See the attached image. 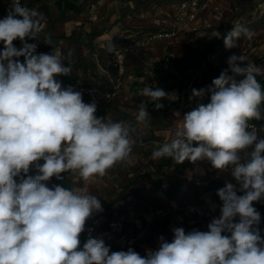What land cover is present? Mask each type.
I'll return each instance as SVG.
<instances>
[{
  "label": "clouds",
  "instance_id": "obj_1",
  "mask_svg": "<svg viewBox=\"0 0 264 264\" xmlns=\"http://www.w3.org/2000/svg\"><path fill=\"white\" fill-rule=\"evenodd\" d=\"M42 20L21 0H12L0 19V264H264L261 215L253 206L264 200V138L249 130V121L264 119V90L256 79L261 68L243 55L230 56L211 85L192 90L196 106L181 117L174 138L152 153L178 164L207 161L235 179L217 190L220 214L207 231L173 227L171 241L160 236L158 248L144 256L133 248L110 252L102 236L90 233L81 247L86 222L103 211L100 199L47 182L70 171L84 181L104 176L129 158L136 129L98 118L95 102L85 103L80 91L55 79L71 74V62L65 67L55 50L36 54L37 45L26 42L37 39ZM253 35L237 24L224 34V46L237 47L241 36ZM140 95L146 99L136 121L146 124L147 104L160 109L168 94L146 85ZM206 96L208 102H200ZM40 160L38 174L27 175Z\"/></svg>",
  "mask_w": 264,
  "mask_h": 264
},
{
  "label": "rangeland",
  "instance_id": "obj_2",
  "mask_svg": "<svg viewBox=\"0 0 264 264\" xmlns=\"http://www.w3.org/2000/svg\"><path fill=\"white\" fill-rule=\"evenodd\" d=\"M179 1L181 0H104L103 4L101 3L92 12L91 7L97 2L91 3L89 0H82L80 4L81 14L67 13L58 16L55 1L44 0L43 3L46 5H41L36 10L42 14L43 18L49 17V27L43 36L47 39H56L53 36L63 34L61 32L65 23L70 21L73 23L75 21L76 23L81 22V34H79L80 30H75L73 41L64 40L62 43L55 41L54 45L60 47L59 54L65 59L63 64L68 61L67 57L74 55L92 56L91 64H97V68L101 71L100 76H105L107 72L104 73L98 64L103 69H109L108 61L111 48L99 47L97 49L96 47L94 51L88 50L81 37L83 33H87L85 28L90 26L88 23L92 24L89 29L96 33L100 32L98 24L102 26L104 22L106 25H110L114 20L113 17L120 16L119 20L122 25L133 31L131 33L133 36L142 35L147 31H155L163 24L168 26L172 22L171 16H169L171 14L170 8ZM215 2L219 7L217 11L213 13L211 10H203L199 13V17L204 19L213 16L212 18L218 19L217 13L221 14L222 26L220 29L222 30L219 32L221 37L212 38L208 47V50L222 58L221 61L218 59L214 61L217 62L219 71L222 72L228 68L227 60L230 56L243 55L248 61L257 62V66L264 73V0H214ZM48 3H52V5ZM35 5L37 3L31 1L29 5L25 6L34 9ZM5 13L6 11L1 12V19ZM237 24L248 28L254 35L251 39L241 36L236 42L237 47L226 49L223 34ZM187 32L182 31L176 42L179 41L177 44L181 48L190 47L192 49L193 46L186 37L192 32ZM39 36H41L40 33L37 37ZM208 36L204 35L203 39L199 41L200 44L203 43L202 45H204L202 48L205 47L204 39H207ZM121 38L124 42H117L116 46L125 43V39ZM26 42L39 46L38 38L34 40L26 38ZM176 42L174 41L175 44ZM165 43L167 42L163 41L157 44H161L160 46L156 45L158 53ZM93 52L96 53V56L92 55ZM208 66L211 65L205 67L206 71H208ZM206 71H204L205 74ZM143 72L145 71L143 70ZM81 73L82 71L79 72V75L83 76ZM219 75L220 73L217 74V77ZM260 76L263 78L264 74ZM92 77L96 79L99 85H106L103 78H97V75H89L87 79ZM261 78L258 79V82L261 80L263 82ZM195 81L198 82V80ZM178 103L170 110L164 108L163 113L159 112L154 117H152V113L156 112V109L147 106L149 117L146 124L136 121L138 112L136 105H129L127 102H115L110 107L107 105V109L104 106L100 117L114 122L124 121L136 129L135 132L130 133L135 143L129 158L113 165L102 177L95 176L84 181L77 172L70 171L61 174L64 178L62 180L53 177L47 182L49 187L57 184L66 188L78 187L100 199L103 211L94 213L86 222V230L80 236L81 247L90 233L93 237L102 236L106 245L110 247V252L127 251L128 248H133L141 256H144L149 250L158 248L160 236H164L170 242L173 236L171 231L173 227H183L186 232L193 229L207 231V225L212 218L219 216L221 202L216 192L224 186L226 181L229 182V179L235 180L230 172L216 170L207 161L196 164L185 161L183 164H178L170 158H152L154 150L171 140L170 138L164 141L165 129L171 127L174 129L173 131H176L178 128V118L183 116V112H185L181 110L182 103ZM152 133L158 136L151 139ZM37 163L43 164L44 161L34 162L27 175L38 174L35 167ZM226 176L228 180L223 181V184L218 183V179ZM253 206L257 211L264 209V200L253 202ZM258 228L261 236L264 237V211H262Z\"/></svg>",
  "mask_w": 264,
  "mask_h": 264
},
{
  "label": "crops",
  "instance_id": "obj_3",
  "mask_svg": "<svg viewBox=\"0 0 264 264\" xmlns=\"http://www.w3.org/2000/svg\"><path fill=\"white\" fill-rule=\"evenodd\" d=\"M54 1L56 2V0ZM90 1L92 3L97 0L94 1L89 0V2ZM103 1L104 0L101 1L102 4ZM27 2L30 3L31 0H25L23 5L24 6L29 5V3L27 4ZM43 2L44 0L37 1L36 2L37 5H35L36 7L34 9L39 8L41 5H46ZM213 3L214 0H212L208 8L205 10H211V12L213 11V13L217 11L219 7L218 5H216V2L214 4ZM48 4L52 5V3H48ZM175 5L176 3L173 4L172 7L170 8L171 14L169 16H171L172 22H170L168 26H165L163 24L159 26L156 30L163 27L164 29H171L176 26L177 21L175 18L176 17ZM9 9H10V4L8 2L4 3L0 8V16L2 11L3 12L6 11L7 13ZM5 14L4 16H2V19L5 17ZM217 14L219 15L218 19H214L215 17L212 18L213 16L209 18L206 17L204 19H201V17H199L198 21L194 24L193 29L187 32V33L192 32L191 34H189V36L188 35L186 36L188 37V40H190V44L193 46L192 49H190V47L187 49L181 48L177 44L179 43V41L176 42L178 40L177 39L174 40L176 44L174 43V41H166L167 43H165V45L159 49L161 50L160 53L157 52V46H160L161 44L159 45L157 44L163 41H159L155 43L151 47L147 48V50L143 49L136 51L133 54H129L126 63L127 70L125 71L123 84L117 97L118 99L116 98L115 100L110 102L109 103L110 105L108 106L110 107L111 104L115 102H127V104L129 105L138 106L142 101L146 99L145 97H142L140 95L142 89L146 85H153L155 87L163 89L168 94V96L160 101V103L163 105V107L160 109H156L153 103L147 104V106H151L152 108L156 109V112L152 113V117H154V115H156L159 112L163 113L164 108L170 110L171 108H173V106L179 104L178 102L182 103L181 110L182 112L185 111L183 112V115L186 112L191 111L198 102L197 99L192 98V90L193 89L200 90L202 88H206L208 84L211 85L214 78H217V74L221 73L217 68L218 67L217 62L214 61L216 59H218V61H221L222 58L219 57L217 54L212 53L211 50H208V47L211 43V39L215 37L214 33L220 32L222 30L220 29L222 26L221 14L220 13ZM43 19H47V25L44 30L39 32L41 36L37 37L39 39V46H37L36 48V54H40V53L52 54L54 50L57 53H60V49H59L60 47L54 45L55 41H59L60 43H62L64 40L73 41V39L70 38L75 37L73 34L75 30H80V33L79 32L78 33L81 34L82 28L80 26H82V23L81 22L76 23L75 21L74 22L75 25H73L74 24L73 21H70L64 24V27L61 32L63 34L53 36L56 39L54 38L47 39L43 36L49 27V17ZM113 19L114 20H112V23L110 25H106L104 22L102 23V26L101 24H98L99 27L98 29H100V32H96V33H94V31L89 29L92 24L90 22L88 23V25L90 24V26H86L85 28L87 33H83L81 37L83 38L82 40L85 41V44L87 45L89 51L96 50V47L97 49H99V47L102 48L108 47L111 48L112 51L114 50L115 47H117L115 45L117 42H121V41L124 42V40H122L121 37L125 39V43H127L132 37H134L131 34L133 31L122 25L121 21L119 20L120 16H115V18L113 17ZM196 24H198V26H196ZM198 29L201 31L199 32ZM224 34H226V31L224 32ZM204 35H209V36L207 37V39H204L205 47L202 48L204 45H202L203 43L200 44L199 41L203 39ZM13 44L17 49L22 47L21 41L19 39L14 40ZM92 55L96 56V53L93 52ZM85 58L87 59L88 65H91L92 68V69L89 68L88 76L97 75V78L100 79L103 78V81L106 83V86L109 85L107 74L105 76H100L101 71L97 68V64H91L92 62L91 58L93 59V57L85 56ZM18 59L20 62L24 61L23 57H20ZM209 64L211 66H208L207 68L208 71H206L205 67ZM98 67L102 69L104 73L105 72L108 73L109 71H111L110 65H109V69L107 70L103 69L99 64ZM142 68H144L143 70L145 72H143ZM209 70L212 71L211 74ZM204 71H206V74L204 73ZM203 73L205 74V76ZM81 74L84 73L82 72ZM79 77L84 79L83 76L79 75ZM198 77H200L201 79H199ZM259 78H261L260 75L259 77H256L257 81ZM55 79L59 80L57 77H55ZM261 79H263V82L261 80L258 83H260L262 90H264V77ZM195 80H198V82H196ZM200 102L207 103L208 97L206 96L203 99V101ZM104 106H106L107 109L108 107L107 104ZM262 109H264V102H262ZM101 111L103 112V110ZM181 117L178 118L177 127H179L182 123ZM255 122H257V124L260 126L264 138V119L255 120ZM173 130L174 129H171V127L169 128L167 127L165 129L164 138L162 137L164 141H167L170 138L171 139L174 138L175 131ZM157 136L155 135V133H152L151 139H154ZM225 180H228L227 176L220 178L217 181L218 183L223 184V181ZM229 182L236 183L235 180H230V179ZM223 185L225 186V183ZM262 211H264L263 208L258 212L261 214Z\"/></svg>",
  "mask_w": 264,
  "mask_h": 264
},
{
  "label": "built area",
  "instance_id": "obj_4",
  "mask_svg": "<svg viewBox=\"0 0 264 264\" xmlns=\"http://www.w3.org/2000/svg\"><path fill=\"white\" fill-rule=\"evenodd\" d=\"M102 0H97L92 5L91 11L94 12L100 6ZM8 2L11 5L12 0H0L1 6ZM25 0H21L23 5ZM212 0H183L175 5L176 10V26L171 29L160 28L155 31H147L142 35L132 37L127 43L117 46L112 50V58L109 61L110 67L115 70V74L107 73L108 82L111 86L103 87L98 85H90L83 78H76L68 82H61L62 87L72 86L76 91L82 93L83 101L85 103L95 102L98 116L104 104L112 99L118 97L121 90L123 79L125 76L127 57L136 51L143 50L151 47L159 41H174L177 40L182 31H190L193 29L194 24L198 21L199 13L207 9ZM8 13V12H7ZM7 15V14H6ZM47 19L41 22V31L45 29ZM3 42H0V50H3ZM249 130L256 131L260 138L263 134L260 126L255 120L249 121Z\"/></svg>",
  "mask_w": 264,
  "mask_h": 264
},
{
  "label": "trees",
  "instance_id": "obj_5",
  "mask_svg": "<svg viewBox=\"0 0 264 264\" xmlns=\"http://www.w3.org/2000/svg\"><path fill=\"white\" fill-rule=\"evenodd\" d=\"M34 1L37 2V1H40V0H34ZM80 1L81 0H56L55 5H56L57 10H58V16H63L65 14H67V13L81 14L82 10H81ZM142 1H148V0H142ZM181 1H183V0H181ZM181 1H179V2H181ZM139 3H140V1H139ZM6 14H5V16H6ZM73 38L74 37H71L70 39H73ZM112 53L113 52L111 51L109 60L112 58ZM67 59H68V61L64 62L63 65L65 67H68L69 66V61L71 62V74L67 75V76H65V75L56 76L59 79V81H62L64 83V82H68V81H71L73 79L79 78V72L82 71L84 73L83 74L84 80L88 84L101 86V85L97 84V81H96V79L94 77H92L90 79H87L88 70H89V68H91V65H88L87 59L85 57H82V56H79V55L78 56L74 55V56H71L69 58L67 57ZM254 64L257 65V62H255ZM110 70L111 71H109V73L114 75L115 74V70H113L111 67H110ZM109 86H111V85L109 84V85H107V86L105 85L103 87L107 88ZM115 99H112V100L106 102L104 105H106V104L110 105L109 103L112 102ZM101 114H102V111L99 112L97 117L99 118L101 116ZM260 215H262V212H261Z\"/></svg>",
  "mask_w": 264,
  "mask_h": 264
}]
</instances>
